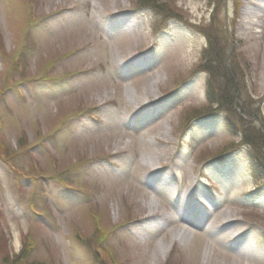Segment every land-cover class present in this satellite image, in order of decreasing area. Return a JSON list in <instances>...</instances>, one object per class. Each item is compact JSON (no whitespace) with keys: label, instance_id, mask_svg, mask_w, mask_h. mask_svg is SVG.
Instances as JSON below:
<instances>
[{"label":"rangeland","instance_id":"1","mask_svg":"<svg viewBox=\"0 0 264 264\" xmlns=\"http://www.w3.org/2000/svg\"><path fill=\"white\" fill-rule=\"evenodd\" d=\"M256 3L0 0V264H264ZM141 53L153 64L134 66ZM216 55L260 124L223 99ZM204 171L219 189L197 193L214 210L195 225L185 211L202 209L188 193ZM156 213L167 225L154 232L125 224Z\"/></svg>","mask_w":264,"mask_h":264},{"label":"trees","instance_id":"2","mask_svg":"<svg viewBox=\"0 0 264 264\" xmlns=\"http://www.w3.org/2000/svg\"><path fill=\"white\" fill-rule=\"evenodd\" d=\"M215 60V66L214 68L210 69V74L212 76H215L216 74L220 76V78L222 79L223 81V84H224V88H221L223 90V94L225 97L224 98H227L229 99V107L231 109H234V110H239V115L240 116V119H239V123H244V120H243V116H249L250 119L254 120L255 123H259L260 124V120L257 119V114L256 113H253V112H256V110H252V108L250 107V109L246 106V104L244 103L243 105L241 104V106L237 105L236 106V102L238 103L240 98H241V94H240V90H239V87L238 85L235 83V80L233 79L232 77V74H234V69L230 66L232 65L231 63H229L228 61V58H225L224 55H216V58L214 59ZM214 80V79H213ZM213 80L211 82H213ZM218 99V98H217ZM228 110V109H227ZM249 112V114H247ZM253 113V114H252ZM242 117V118H241ZM227 122H228V125L229 126H234L232 125V122H231V119L229 117H227ZM252 126V124H251ZM253 128H250V136H255L256 138L258 139H261V132L263 130V127H259V126H252ZM242 130H244L246 132V129L245 128H242ZM246 133H244L245 135ZM249 133L246 134V139L248 137ZM251 144H252V138L251 140L249 141ZM257 168L259 171H264V167L262 166V164L258 163L257 164Z\"/></svg>","mask_w":264,"mask_h":264},{"label":"bare ground","instance_id":"3","mask_svg":"<svg viewBox=\"0 0 264 264\" xmlns=\"http://www.w3.org/2000/svg\"><path fill=\"white\" fill-rule=\"evenodd\" d=\"M149 161V163L152 165V167L154 168V162L153 161H155V159L153 158L152 160H148ZM154 165V166H153ZM179 165V163L177 162L176 163V166H178ZM155 203V200L153 199V200H151V202H150V204L151 205H153ZM225 220H228V219H225ZM230 224H233V223H230ZM179 234V236L181 235H183L181 232L180 233H178ZM162 250H164V248L162 249Z\"/></svg>","mask_w":264,"mask_h":264}]
</instances>
